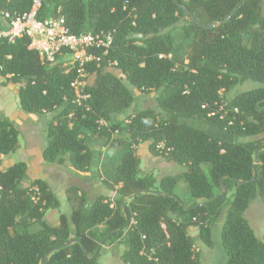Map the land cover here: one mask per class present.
Listing matches in <instances>:
<instances>
[{
  "label": "trees",
  "instance_id": "trees-1",
  "mask_svg": "<svg viewBox=\"0 0 264 264\" xmlns=\"http://www.w3.org/2000/svg\"><path fill=\"white\" fill-rule=\"evenodd\" d=\"M31 3L0 0V14L25 13ZM59 15L75 34L115 31L113 49L88 68L94 77L86 105L74 102L75 73L65 72L61 61L42 63L27 38L0 40V78L19 85L21 111L49 117L43 160H67L80 173L98 166L116 198L89 199L69 187L71 214L50 226L45 213L59 202L47 182L29 180L25 162L1 167V157L18 149L19 129L0 116V264H98L102 247L116 241L125 247L124 264H205L187 230L196 227L210 247L211 227L224 209L225 264H264V243L244 217L253 199L264 204V0H47L37 18ZM182 17L184 53L173 36ZM124 81L141 93L154 92L156 109L116 119L134 99ZM247 81L255 87L228 101L226 94ZM220 99L238 112L208 117ZM92 143L104 149L95 152ZM139 144L181 171L159 181L140 176ZM179 182L188 203L177 195Z\"/></svg>",
  "mask_w": 264,
  "mask_h": 264
},
{
  "label": "rangeland",
  "instance_id": "rangeland-1",
  "mask_svg": "<svg viewBox=\"0 0 264 264\" xmlns=\"http://www.w3.org/2000/svg\"><path fill=\"white\" fill-rule=\"evenodd\" d=\"M187 22L186 18H180L178 23L176 24L173 36L176 42L182 43V53H184V50L188 49L187 42H182V26ZM6 22L3 20L2 15L0 14V27H5ZM111 71L116 75L117 77H123L122 73L119 70L111 69ZM126 86L132 91L133 94V103L131 107L124 113V115L115 116L116 119L124 120L127 115H133L135 112L144 110V109H156V94L154 92L150 93H141L129 86V84L124 81ZM255 87V84L247 81L241 85H237L230 92L226 94V98L228 101L232 99V97L238 93H241L243 91H247L250 89H253ZM19 91V85H13L9 82H7L5 79L0 78V107H5V104H9L10 97L14 100H16V96L18 95ZM24 113V112H23ZM5 112H1L0 116H4ZM25 114V113H24ZM33 118H29V120L22 121L20 123H17L18 129H19V144L20 149L15 151L14 153L9 154L6 157H1L2 163L1 167H9L15 163L18 162H25L27 165L30 164V171L28 172V176L32 175L33 172V163L31 162L35 156V154L28 153L29 149H31V145L28 143V139L32 138L35 139V144H43L46 145V126L49 120L48 116L40 117L31 115ZM195 126H198L200 128H204L206 125H204L201 122H193ZM114 137H118L121 140H127V136L125 134H119L114 133ZM248 139H240V141H246ZM250 140V138H249ZM27 143V144H26ZM34 146V145H32ZM37 146V145H36ZM93 149V148H92ZM103 149L100 148V146H97V148L94 150L95 152L101 151ZM137 154L140 159L141 164V170H140V176L142 175H154L156 180L159 181L161 178L168 176V175H175L178 174L181 171V168L177 165L168 164L163 158L160 157H152L150 156V153L148 151L147 144H139ZM154 159V161H153ZM43 167L46 172L51 173H57L59 174H52L54 180H58L60 182V179L62 180L63 185L66 186L65 191L63 187H59L55 191V196L58 199V202L60 204V210L54 209L50 210L49 215H57L60 211L62 214L66 215L67 217L71 214V209L67 203L66 199V190L69 187H77L80 189V191H83L89 199H93L96 196H104L107 199H115L116 196L114 194V191H111L104 183L103 178L98 174L100 172L98 166L92 167L89 172L86 173H80L77 171H74L70 164L67 163V160L65 164L58 165L53 163H47L44 161ZM50 173V175H51ZM60 176V178H56V176ZM30 180V178L28 177ZM62 191V192H61ZM177 195L179 198L184 201L185 203H188L187 198V188L186 185L182 182L178 183V186L176 188ZM228 197L232 194V192H227ZM105 194V195H104ZM258 200L253 199L250 202V212L252 211V215L255 217V223L259 224V231L258 234L260 236L264 235V204H259ZM225 212L226 209H224L223 213L220 215L218 220L212 225L211 227V246L207 247L201 243V241L198 238V231L190 230L188 229V235L193 239L195 242V247L198 249L197 255L201 259V261L205 264H225L226 256L223 251L222 243H221V231L222 226L225 220ZM51 216H48L46 218V222H51ZM258 230V229H257ZM119 242V241H118ZM111 242L106 243L102 249H101V255L98 261V264H124L120 256L123 253L125 247L122 243Z\"/></svg>",
  "mask_w": 264,
  "mask_h": 264
},
{
  "label": "built area",
  "instance_id": "built-area-1",
  "mask_svg": "<svg viewBox=\"0 0 264 264\" xmlns=\"http://www.w3.org/2000/svg\"><path fill=\"white\" fill-rule=\"evenodd\" d=\"M47 0H32L29 11L19 14L7 10L1 12L6 28L0 29V40L7 44H14L18 39L27 38L28 48L37 52L40 61L44 64L54 65L61 61L65 72H74L75 76L70 83L74 93V102L84 106L90 95L86 88L91 85L93 75L88 68L91 64L99 66L102 57L108 55L113 49L115 31L98 30L75 34L67 25L63 16L38 19L37 15ZM59 11V10H58ZM159 57H162L159 56ZM115 62L109 63L114 67ZM221 98V92H219ZM89 109V106L87 107ZM229 112L237 113V109L230 110L228 103L220 99L215 102V110L208 112V117L219 115L223 119ZM163 149V145L157 146ZM32 200L38 199V189L33 188ZM131 218L129 225H135ZM190 230L197 229L189 227ZM194 252H198L196 247Z\"/></svg>",
  "mask_w": 264,
  "mask_h": 264
},
{
  "label": "crops",
  "instance_id": "crops-1",
  "mask_svg": "<svg viewBox=\"0 0 264 264\" xmlns=\"http://www.w3.org/2000/svg\"><path fill=\"white\" fill-rule=\"evenodd\" d=\"M6 102H9V104L8 105L5 104V107L4 106L3 107H0V113L4 111L5 112L4 117H7L10 121H12L17 128H18L17 123H20L22 121L29 120V118H33L31 115L24 114L23 111H21L20 106H19V96L18 95L16 96V100H14L12 98V96H11L10 99H9V101H6ZM44 116H46V115H41L40 117H44ZM19 141H20V139L18 137V145H19L18 146V150L20 149ZM28 143H29V145H31V147H30L31 149L28 150L29 151L28 153L35 154L34 158L31 159L32 160L31 162L33 163V172H32V175L31 176H28L30 178V180L41 179V180L47 182V184L49 185V187L52 190V192L54 193V195H55L56 189L59 187L58 186L59 184H60V187H63L64 188L63 191H65V189H66L65 187L66 186H62L63 185V183H62V180L63 179H60L59 180L60 182H58V180H54L55 177L53 178V176H52L53 173H51V172L48 173V172H46L44 170L45 168L43 167L44 160L42 158V151H43V148L45 146L43 144H39V146H38V144H35V139H32V138H29L28 139ZM32 145H34V146H32ZM97 146H99V145L96 144V143H92L90 145V147L93 148L94 150L97 148ZM101 149H104V148L102 147ZM136 150H138V146L136 147ZM150 156H152V155L150 154ZM154 159H153V161H154ZM65 162L63 164H65ZM140 169H141V164H140ZM29 171H30V164H28V172ZM50 173H51V175H50ZM54 174H59V172L54 173ZM55 176H56V178H60V176H57V175H55ZM142 176H145V174L142 175ZM256 200H258V198ZM258 203L259 204H262V201L260 200V201H258ZM58 209L60 210V204H59V208ZM249 212H250V204H249L248 208L246 209V211L244 213V217L248 221V223L251 226L252 230L254 231L255 236L260 241H262L264 243V235L260 236V234H258L259 231H261L259 229L260 223L259 224H256L255 223V220L256 219L252 215V211H251V213H249ZM49 214H50V210L45 213L44 219L46 220V218L48 216H51V219H50L51 222H47V223L50 226H57L58 225V222H59V216L62 213L59 211L57 215L56 214L55 215H52V214L49 215ZM263 218H264V216H263Z\"/></svg>",
  "mask_w": 264,
  "mask_h": 264
},
{
  "label": "water",
  "instance_id": "water-1",
  "mask_svg": "<svg viewBox=\"0 0 264 264\" xmlns=\"http://www.w3.org/2000/svg\"><path fill=\"white\" fill-rule=\"evenodd\" d=\"M180 9H182V11H184L185 13H186V15H188V13L186 12V10L183 8V7H180ZM189 16V15H188ZM189 18H190V20L192 21V22H194L195 23V20H194V18L192 17V16H189ZM226 20H228V18H226L224 21H222V22H219V23H216V24H210L209 26H207V27H204L205 29H213V28H215V27H217V26H220L222 23H224ZM140 37V35H136V36H133V38H139Z\"/></svg>",
  "mask_w": 264,
  "mask_h": 264
}]
</instances>
